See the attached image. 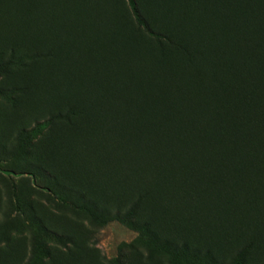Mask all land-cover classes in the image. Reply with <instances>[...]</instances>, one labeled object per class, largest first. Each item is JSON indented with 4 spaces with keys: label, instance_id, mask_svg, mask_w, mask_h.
<instances>
[{
    "label": "rangeland",
    "instance_id": "obj_1",
    "mask_svg": "<svg viewBox=\"0 0 264 264\" xmlns=\"http://www.w3.org/2000/svg\"><path fill=\"white\" fill-rule=\"evenodd\" d=\"M138 1L160 25L182 14L178 30L205 58L161 77L185 93L172 105L175 115H151L155 95L132 103L133 118L117 132L128 152L120 167L93 161L84 168L103 134L81 115L84 106L71 104L98 85L87 69L113 70L120 62L131 78L159 59L160 48L138 27L127 0H0V63H9L0 76V264H169L165 256L149 257L136 231L116 222L94 225L73 212L48 191L50 181L109 216L137 204L136 226L146 224L158 240L207 255L211 264H231L240 251L241 264H264V220L248 221L237 211L256 196L253 186L264 191V0ZM246 7L259 14V26L236 19ZM195 8L203 15L195 10L194 17ZM194 27L207 36L190 38ZM161 50L172 55L165 45ZM228 80L235 83L230 97L216 98L213 89ZM196 93L206 95L202 102ZM214 104L217 114L204 115ZM44 122L21 161L12 151L18 133ZM224 143L236 146L237 156L250 144L247 167L201 169L195 158L220 152ZM75 148L82 153L75 156ZM179 162L189 173L182 185L171 179ZM20 163L39 172L23 171ZM211 189L237 210L225 217L205 202L196 207V195ZM31 217L67 244L44 236Z\"/></svg>",
    "mask_w": 264,
    "mask_h": 264
},
{
    "label": "trees",
    "instance_id": "obj_2",
    "mask_svg": "<svg viewBox=\"0 0 264 264\" xmlns=\"http://www.w3.org/2000/svg\"><path fill=\"white\" fill-rule=\"evenodd\" d=\"M139 2L138 0H127V4L138 27L151 36L156 45L160 48L158 52H154L159 59H157L156 62H148L143 71L139 70V72L134 74L131 78L125 75L120 62L116 63L113 70H101L94 67L87 69V71H90L91 80L95 83L98 82V85L93 87L89 91V94L82 95L78 99L72 100L71 104H74V109L75 106L78 108L79 106H84L85 110L80 111L81 115H90V119L96 121L100 125L103 134L101 139L96 142L94 155L85 156L83 161V163H85L83 165L84 168L88 167V164L93 161H99L101 163L110 161L120 167L122 163L125 162V155L128 152L125 149L126 139L122 136H118L117 132L122 129V122L133 118L134 105L132 103H134L136 99L140 101L143 97L155 95L157 102L153 106L151 115H175L172 105L175 102L178 103V101H180L179 98L183 97L185 93L178 91L176 83H172L171 86H165L161 77L166 73H178L179 67H184L186 64H192L197 61L199 64H202L205 58V53L200 50H194L191 42L183 37L181 35L182 32L178 30V18L182 14L174 16L173 20L170 21L168 25H160L154 19V11L151 12L150 8L146 5H139ZM81 10L83 11L82 8ZM195 10L200 11V16L203 15L201 13H203L204 10L195 8L191 10L194 17L195 14L193 12ZM236 19H239L242 25H247L248 27L251 25L259 26L261 22L259 14L250 11L247 7L246 9L244 8L243 13L238 12L236 14ZM193 33L196 35L191 36L190 38L192 39L201 40V38L207 36L204 32L202 34L204 37L201 36L200 38V33L197 28L194 29ZM163 45L167 46L172 51V55H166L162 52L161 47ZM8 66L9 63H0V76L6 72ZM231 86L234 87L235 83L228 80L224 86L214 88L213 90L219 93V95L215 97L221 99L227 95L230 97L231 92L229 88ZM223 87H225V90L222 89ZM173 94L178 97H172L174 96ZM3 95L4 92L0 91V96ZM203 96L206 95L196 93V101L202 102ZM122 99H124V103L121 102ZM59 100H63V98H59ZM216 110H218V107L214 104L211 110L205 112L204 115H215L217 114ZM231 115L237 114L232 113ZM44 125H48V122L36 124L29 131L22 130L18 133L16 144L12 147V151L21 157V161L24 158L23 155L25 154L26 148L29 147L30 142L41 135L44 129L43 127H45ZM149 147L154 149V144L149 145ZM235 148L236 146L232 147L227 143L220 152L206 150L202 153L200 158L195 159L201 164V169H207L208 167L219 169L222 167L220 165L225 163L232 166H238L240 163H243L244 167H247L246 162L252 159L254 150L249 144L245 153L237 156ZM61 150L66 153V148L62 147ZM85 152L88 153V149H85ZM80 153H82L81 149L75 148V156ZM93 157H95V159H93ZM176 165L178 170L173 171L171 179L174 181L173 183L182 185L187 181L189 173L186 169V165L183 167L180 162L176 163ZM19 168L23 171L32 170L39 172L36 166H32L30 167L31 169H28L29 167L25 163H20ZM253 189L256 196L250 194L249 196L251 198L249 201L242 202L239 210L230 206L229 202L227 203L226 201L227 199L225 198L226 200H224L220 197L218 195L220 192L215 189H211L207 192L201 190V193L196 195V207L205 202L208 210L211 213L214 212L215 216L222 214L225 217L230 216L237 210L239 214L244 216L248 221L254 220L256 223L263 222L264 191H262V189L259 191L255 186H253ZM48 191L60 202L67 205L73 212L84 215L91 224L105 226L109 223L116 222L128 229L136 231L144 239L148 247L149 257L165 256L168 258L169 264H196L198 261L211 264L207 255L189 252L185 246H175L167 241L158 240L149 233L146 224L136 226L133 223V217L136 215L137 204L132 205L122 216L118 214L109 216L98 211L92 203L84 201L81 196L58 189L51 181L48 184ZM178 195L183 198L186 192L181 190ZM30 219L44 236L51 237L52 240L59 245L65 246L67 244L66 239L54 233L47 232L40 226L39 221L32 217ZM243 256L244 251H240L231 264H241Z\"/></svg>",
    "mask_w": 264,
    "mask_h": 264
}]
</instances>
